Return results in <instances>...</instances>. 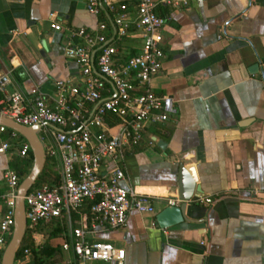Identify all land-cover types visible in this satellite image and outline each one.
Returning a JSON list of instances; mask_svg holds the SVG:
<instances>
[{"label": "crops", "instance_id": "1", "mask_svg": "<svg viewBox=\"0 0 264 264\" xmlns=\"http://www.w3.org/2000/svg\"><path fill=\"white\" fill-rule=\"evenodd\" d=\"M154 10L166 20L161 66L147 86L162 95L166 119L148 123L144 139L122 161L125 185L155 195L153 209L130 208L124 225L100 226L92 235L123 248L121 260L83 264H264V0L157 2ZM52 11L60 30L49 26ZM105 14H90L84 0H0V72H9L4 94L16 90L29 104L36 89L52 94L57 79L80 85L79 65L63 47L81 42L71 31H93L97 19L116 47V63L138 52L137 30L130 26L114 40ZM13 154L0 153V193L1 170ZM180 162L195 176L194 195L210 202L185 200L184 219L160 227L155 214L177 195ZM67 235L65 227L58 242ZM44 238L39 230L34 244ZM62 255L54 253L58 264ZM29 257L13 264H30Z\"/></svg>", "mask_w": 264, "mask_h": 264}, {"label": "built area", "instance_id": "2", "mask_svg": "<svg viewBox=\"0 0 264 264\" xmlns=\"http://www.w3.org/2000/svg\"><path fill=\"white\" fill-rule=\"evenodd\" d=\"M157 2L185 7L189 0H84L90 14L97 17L102 9L110 14L114 40L124 37L132 26L141 46L138 52L116 63V47L103 33V20L97 19L93 31L83 26L72 30L81 42L65 44L63 53L78 63L80 85L67 78L57 79L52 94L36 89L26 104L16 90L4 94L9 72H0V116L23 125L41 124L37 133L44 163L47 161L57 173L56 180L32 185L23 195V203L25 230L33 244L39 223L53 219L64 223L68 235L59 243L63 252L60 264L121 260L123 248L92 235L100 226L124 225L130 208L153 209L155 195L125 185L122 161L125 153L144 139L148 123L166 119L161 110L162 95L147 86L150 76L161 66L159 41L166 16L154 10ZM54 15L53 11L48 14L49 26L60 30ZM145 141L153 144L154 138ZM12 149L22 157L29 144L16 130L0 123V153ZM1 177L5 190L0 193V254L11 233L15 190L20 180L8 166L2 168ZM189 199L210 202L208 195L196 194ZM180 201L177 195L166 198L168 204ZM28 255L29 248L23 247L16 258L24 261Z\"/></svg>", "mask_w": 264, "mask_h": 264}, {"label": "water", "instance_id": "3", "mask_svg": "<svg viewBox=\"0 0 264 264\" xmlns=\"http://www.w3.org/2000/svg\"><path fill=\"white\" fill-rule=\"evenodd\" d=\"M93 53L94 50L91 52V57ZM0 123L16 130L22 135L28 142L32 155L28 171L20 178L16 186L11 233L0 254L1 264H13L16 250L25 232L26 221L24 216L23 195L33 185L35 179L43 168L45 156L42 143L37 133L41 124L23 125L5 116H0ZM45 124L49 125L48 123ZM156 143L159 146H162L164 142L161 139H157ZM176 189L177 195L182 202L179 204L167 203L156 212L155 221L160 227L169 226L182 221L184 219V201L188 200L196 191H198L195 183V176H193L188 168L181 162L177 165L176 170Z\"/></svg>", "mask_w": 264, "mask_h": 264}, {"label": "trees", "instance_id": "4", "mask_svg": "<svg viewBox=\"0 0 264 264\" xmlns=\"http://www.w3.org/2000/svg\"><path fill=\"white\" fill-rule=\"evenodd\" d=\"M105 16L108 17L110 14L106 12ZM13 156H16L17 159H14ZM13 156L9 159V165L19 176L22 177L30 167L32 160L31 151L28 149L27 153L22 157L18 156L17 154ZM56 178L57 173L51 168L43 165V168L35 179V185L43 181L56 180ZM64 228V223L58 219H53L47 223H39L37 225V229L45 233L44 240L39 244H33L29 232L26 229L16 250L15 257L21 255V250L23 247H28L30 264H43L48 261L57 260V257L54 256V253H56V251L59 249V242L57 239L61 230Z\"/></svg>", "mask_w": 264, "mask_h": 264}, {"label": "rangeland", "instance_id": "5", "mask_svg": "<svg viewBox=\"0 0 264 264\" xmlns=\"http://www.w3.org/2000/svg\"><path fill=\"white\" fill-rule=\"evenodd\" d=\"M13 155H15V154H13ZM14 157V159L16 158V156H13ZM17 159V158H16ZM10 164V163H9ZM44 165L46 166V167H48V168H51V166H50V164L46 161L45 163H44ZM9 167H11L10 165H9ZM12 168V167H11ZM20 178H21V176H20ZM33 185H35V182L33 183ZM44 235H45V233H44ZM58 240V239H57ZM57 260H52V261H48V262H45V263H43V264H58V262H56Z\"/></svg>", "mask_w": 264, "mask_h": 264}]
</instances>
